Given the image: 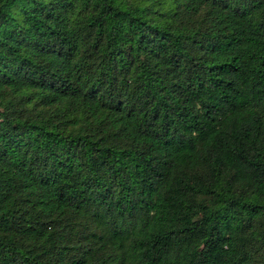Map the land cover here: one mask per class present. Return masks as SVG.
I'll list each match as a JSON object with an SVG mask.
<instances>
[{"label": "trees", "instance_id": "16d2710c", "mask_svg": "<svg viewBox=\"0 0 264 264\" xmlns=\"http://www.w3.org/2000/svg\"><path fill=\"white\" fill-rule=\"evenodd\" d=\"M0 264H264V0H0Z\"/></svg>", "mask_w": 264, "mask_h": 264}]
</instances>
